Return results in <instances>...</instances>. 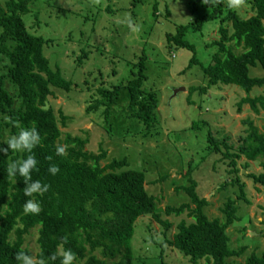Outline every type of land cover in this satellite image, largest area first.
<instances>
[{
    "label": "trees",
    "instance_id": "16d2710c",
    "mask_svg": "<svg viewBox=\"0 0 264 264\" xmlns=\"http://www.w3.org/2000/svg\"><path fill=\"white\" fill-rule=\"evenodd\" d=\"M33 1L0 2V148L6 149L3 141L18 134L21 128H35L40 142L31 152L37 160L31 179L47 184L48 189L31 197L39 203L40 212L25 215L23 204L30 197L24 195V181L18 175L9 176L7 168L10 162L25 159L29 153L0 152V264H18L15 259L18 252L31 256L24 244L26 236L34 229L38 232L39 247L36 264L41 259L45 264H60L59 254L69 249L74 253L72 264H108L96 252L103 258H116L114 264H135L133 239L137 222L145 215H152L164 228L165 239L155 244L160 248L162 259L166 244H169L192 264H199L201 260L205 264H236L232 259L242 256L246 246L234 249L227 229L239 220L238 201L249 203L246 184L239 177L219 187L222 191L235 184L240 192L238 199L229 197L225 202L222 208L225 219H210L205 212L208 201L199 196L190 167L185 172L190 184L177 187V191L190 197V203L167 205L165 214L180 216L187 212L192 221L181 220L173 237L166 238L173 223L157 211L158 199L146 188L147 171L131 167L127 155L103 164L108 157L106 149L101 147L98 153L90 152L85 149L87 138L63 133L60 123L66 126L69 117L62 110L57 114L49 98L57 92H69L73 82L58 65L54 68L45 54V46L54 39L32 33L27 27L24 15L30 11ZM141 1L132 0L131 3L137 5ZM243 1L252 11L247 17H242L234 8L226 9L224 0H210L206 4L207 13L178 24L175 33L167 34V44L170 49L190 50L192 57L187 68L200 65L207 80V85L190 86L189 97L196 91L204 94L211 87L236 85L247 94L238 102V111L249 104L252 111L260 114L264 112V94L252 97L250 93L264 87V76L251 75L252 68L264 69V0ZM157 6L158 1H155V17ZM170 13L167 6L165 14ZM211 21L219 23L220 36L213 42L216 49L205 65L197 57L196 46L186 38V33L202 32ZM91 52L81 47L77 64L81 65ZM147 61L148 55L143 48L128 61L131 76L111 82L109 86L97 87L99 97L89 103L87 112L96 113L102 109L104 121L110 122L112 107L125 89L127 108L142 124L143 134L148 137L158 130L159 98L156 90L144 88L149 79ZM117 73L119 70L113 69L112 75ZM101 75L103 71L100 70ZM189 103H193L190 98ZM244 122L247 128L236 136L221 129L209 130L210 152L221 154L222 160L229 163V172L234 174L239 171L237 164L241 158H245L246 167L249 162H258L262 170L247 175L255 184L264 187V131L251 118ZM61 145L65 148L64 155L57 156L55 149ZM50 165L58 167L55 175L48 172ZM167 178L168 175H164L159 180ZM53 253L57 254L54 262L47 259ZM160 264L169 263L161 261ZM243 264H264V248L260 254L248 255Z\"/></svg>",
    "mask_w": 264,
    "mask_h": 264
},
{
    "label": "rangeland",
    "instance_id": "374dc122",
    "mask_svg": "<svg viewBox=\"0 0 264 264\" xmlns=\"http://www.w3.org/2000/svg\"><path fill=\"white\" fill-rule=\"evenodd\" d=\"M5 1L0 0L2 4ZM155 1H158L156 17L153 15ZM224 1L226 9L229 8L227 0ZM131 2L34 0L30 3V11L24 15L28 29L54 39L45 46V54L52 66L58 65L73 82L72 90L57 92L49 98V103L57 114L62 110L69 117L66 126L60 123L64 134L87 138L85 149L90 152L98 153L101 147L107 150L108 157L103 164L114 157L127 155L131 167L147 171L146 188L158 199L157 211L173 223L166 238L173 237L181 220L192 221L187 212L180 216L165 214L167 205L190 203L185 192L177 191V187L190 184L185 176L190 167L199 196L208 201L205 212L210 219H225L222 212L225 202L229 197L238 199L240 192L235 184L222 191L219 187L239 177L246 184L249 203L238 201L239 220L229 226L227 233L234 249L246 246L242 256L232 259L236 264H243L248 255L252 252L260 254L264 248V187L255 184L247 175L262 169L258 162H249L246 167L245 158H241L237 164L238 173H230L228 161L222 160L221 154L210 152L207 133L221 129L236 136L247 128L244 122L247 118L264 131V112L256 114L249 104L239 112L238 102L247 94L236 85L211 87L204 94L196 91L189 97L190 86L207 85V80L200 65L187 68L192 57L190 50L168 47L167 34L175 33L178 24L207 13L209 9L202 0H142L137 5ZM167 6L171 11L169 15L165 14ZM233 8L242 17L252 13L249 4L243 0ZM205 27L202 32L188 31L186 38L195 44L197 57L207 65L216 49L213 42L219 40V23L211 21ZM81 47L92 52L78 65ZM143 48L148 55L146 72L149 75L144 88L156 90L160 102L158 130L148 137L142 132V124L127 108L128 92L125 89L112 107L110 122L104 121L102 109L96 113L87 112L89 103L99 97L97 87L109 86L111 82L131 76L128 61ZM113 69L119 73L112 75ZM100 70L103 71L101 76ZM251 75L264 76V69L252 68ZM182 87L183 90L174 93ZM260 94H264V87L254 89L250 96ZM189 98L193 103H189ZM164 175L168 178L159 180ZM136 226L133 239L135 264H160L161 261L192 264L188 257L169 244H166L164 259L160 257V248L155 244L165 239L164 228L152 215L141 217ZM37 238L38 232L34 229L26 236L24 244L34 261L39 251ZM96 254L108 264L117 260L103 258L100 252ZM199 264H205V261L201 260Z\"/></svg>",
    "mask_w": 264,
    "mask_h": 264
},
{
    "label": "clouds",
    "instance_id": "9594fccd",
    "mask_svg": "<svg viewBox=\"0 0 264 264\" xmlns=\"http://www.w3.org/2000/svg\"><path fill=\"white\" fill-rule=\"evenodd\" d=\"M210 0H202V3L208 4ZM239 0H227V6L229 8H233L237 6ZM128 23L131 21L128 19ZM40 142V136L37 133L35 128H21L19 133L16 135H10L6 137V142L3 141L7 145V148H0V152H7L8 150L16 151V152H26L29 153L25 159L19 161H12L9 163L7 168V173L9 176L22 177L24 181L25 187L23 188L24 195L26 197H30L23 204V213L25 215L32 214L36 215L40 212V205L36 202L33 197V194H42L47 191L48 185H42L39 180L31 179V172L36 169L37 160L33 154H31L32 149ZM65 148L64 146H58L55 149V154L57 156L64 155ZM49 159H51L49 157ZM59 171L56 165H50L48 168V172L51 175H55ZM60 255V264H72L74 259V253L69 250H64ZM15 259L18 261V264H36L33 257L25 254L24 252H18L15 254ZM50 261H56L57 254H50L47 258ZM39 264H45L44 260L41 259Z\"/></svg>",
    "mask_w": 264,
    "mask_h": 264
},
{
    "label": "water",
    "instance_id": "95a60500",
    "mask_svg": "<svg viewBox=\"0 0 264 264\" xmlns=\"http://www.w3.org/2000/svg\"><path fill=\"white\" fill-rule=\"evenodd\" d=\"M184 89V87H182V88H180V89H176L175 91H174V93L176 94L179 90H183Z\"/></svg>",
    "mask_w": 264,
    "mask_h": 264
}]
</instances>
